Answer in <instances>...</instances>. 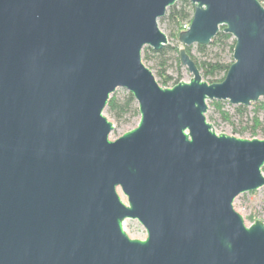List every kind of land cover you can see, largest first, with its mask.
Listing matches in <instances>:
<instances>
[{
  "label": "water",
  "instance_id": "1",
  "mask_svg": "<svg viewBox=\"0 0 264 264\" xmlns=\"http://www.w3.org/2000/svg\"><path fill=\"white\" fill-rule=\"evenodd\" d=\"M178 1L0 0V264H264V223L246 227L232 206L264 187V140L216 134L205 117L207 102L264 97V8L188 0L177 42L191 79L163 88L142 50L166 46L159 19ZM220 27L233 62L208 84L183 48ZM119 88L139 121L110 141Z\"/></svg>",
  "mask_w": 264,
  "mask_h": 264
},
{
  "label": "rangeland",
  "instance_id": "2",
  "mask_svg": "<svg viewBox=\"0 0 264 264\" xmlns=\"http://www.w3.org/2000/svg\"><path fill=\"white\" fill-rule=\"evenodd\" d=\"M258 2L264 8V0H258ZM159 24L161 25V27L168 28V36L165 35L167 38L166 45L175 47L178 42L174 41L171 37L173 31L170 25L167 23V21L159 22ZM185 25L189 26V24H187V21L183 23V28H185ZM232 41H234V39L231 37V39L226 42L225 46L209 44L208 46H206V49L203 52L198 50L197 45H193L191 46V54L198 60V62H214L216 60H220L223 63H230L231 61H233L232 54L229 50V46L231 45ZM142 61L145 67H152L153 75L156 77L158 83V66L156 65V63L151 60ZM166 73L172 78V81L168 86L173 85L176 82L180 83L189 81L191 79V75L188 73L186 68H177L174 61V54L170 55V57L168 58ZM200 76L205 82H207L202 72H200ZM220 78H222V74L217 75L215 79L219 80ZM125 93H127L126 90L119 88L113 93V95L114 97L119 99ZM213 102L216 101L207 102V112L205 114V117L206 121L212 126L216 134H225L227 136H233L236 138L247 140H264L261 129L256 130L255 134L251 133V119L253 117V112L256 107L259 106V104L264 102V97L260 98L258 102L251 104L249 107H244L246 110L245 112H243V114H239L236 111L239 106H232L228 102H219L222 104V110L224 112H227L229 115L228 122L222 120L220 114L215 110L212 104ZM103 114L115 127L109 136L110 141H114L123 134L133 130L137 126L139 121V117L137 118L133 116H127L126 118L117 121L106 110H104ZM258 114L260 115V117L262 116L261 111H259ZM261 172L262 176L264 177V166L262 167ZM117 192L121 201L126 204V198L123 196L121 191L118 189ZM232 206L234 211L242 217L246 227H249L255 221H261L264 223V187L260 188L257 191L240 194L234 199ZM123 230L131 240L143 241L146 238V233L143 227L136 220H125L123 223Z\"/></svg>",
  "mask_w": 264,
  "mask_h": 264
},
{
  "label": "trees",
  "instance_id": "3",
  "mask_svg": "<svg viewBox=\"0 0 264 264\" xmlns=\"http://www.w3.org/2000/svg\"><path fill=\"white\" fill-rule=\"evenodd\" d=\"M193 11L194 7L192 8V5L189 4L188 0H179L172 7L167 9L163 18L159 19V22L167 21L173 31L171 37L174 41L177 42L178 34L183 30V23L187 21V24H190ZM223 29L224 27H220L219 33L209 43L210 45L225 46L226 42L231 39L230 35L223 33ZM234 43L235 42L232 41L231 45L229 46L231 54L233 52ZM197 47L201 52L206 49V46ZM181 48L182 47L177 44L175 47L166 45L159 51H154L148 47H144L142 50V60L154 61V63H156V65L158 66V84L163 88L168 87L169 83L172 81V78L166 73L167 62L170 55L174 54V61L177 68L181 67L179 63V50ZM183 49L186 51L190 59L194 62L198 70L203 73V76L207 80L208 84L222 82L229 66L233 62L231 61L230 63H223L220 60H216L214 62H198V60L191 54V47H184ZM219 74H222V78H220L219 80L215 79ZM176 84L178 83L176 82L175 84H173V86H175ZM212 104L215 110L220 114L222 120L228 122L229 115L227 112H224L222 110V104L219 102H213ZM105 110L117 121H120L127 116H133L137 118L139 117L137 104L131 94H129L128 92L119 99L114 97V95L112 94ZM245 110L246 109L242 106H239L236 109L239 114H243ZM259 111H261L262 113L261 117L258 114ZM251 123V133L255 134L256 130L261 129L262 135L264 136V102L259 104V106L254 110Z\"/></svg>",
  "mask_w": 264,
  "mask_h": 264
},
{
  "label": "built area",
  "instance_id": "4",
  "mask_svg": "<svg viewBox=\"0 0 264 264\" xmlns=\"http://www.w3.org/2000/svg\"><path fill=\"white\" fill-rule=\"evenodd\" d=\"M184 27L187 28V27H189V26L185 25ZM182 29H183V28H182Z\"/></svg>",
  "mask_w": 264,
  "mask_h": 264
}]
</instances>
